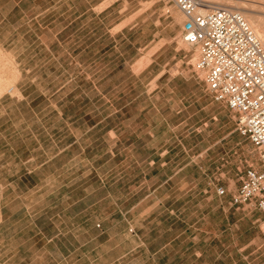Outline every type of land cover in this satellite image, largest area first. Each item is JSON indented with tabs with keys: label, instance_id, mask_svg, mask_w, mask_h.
<instances>
[{
	"label": "rangeland",
	"instance_id": "rangeland-1",
	"mask_svg": "<svg viewBox=\"0 0 264 264\" xmlns=\"http://www.w3.org/2000/svg\"><path fill=\"white\" fill-rule=\"evenodd\" d=\"M183 21L164 0H0V264L264 261V219L230 204L258 153Z\"/></svg>",
	"mask_w": 264,
	"mask_h": 264
},
{
	"label": "built area",
	"instance_id": "built-area-1",
	"mask_svg": "<svg viewBox=\"0 0 264 264\" xmlns=\"http://www.w3.org/2000/svg\"><path fill=\"white\" fill-rule=\"evenodd\" d=\"M164 1L184 18L181 41L196 50L194 69L206 91L234 115L236 132L258 153L260 170H244L230 204L253 203L264 219V37L235 10L200 0Z\"/></svg>",
	"mask_w": 264,
	"mask_h": 264
},
{
	"label": "bare ground",
	"instance_id": "bare-ground-1",
	"mask_svg": "<svg viewBox=\"0 0 264 264\" xmlns=\"http://www.w3.org/2000/svg\"><path fill=\"white\" fill-rule=\"evenodd\" d=\"M200 1L206 2L208 4H214V5H216V7H221L222 6V7L228 8V9H231V7H234V6H237L238 7L236 9H241V8L243 9V7L245 5V2L243 3V2L237 1V0H200ZM229 5H232V6H229ZM210 7H212V6H210ZM231 10H233V9H231ZM237 12H239L244 17V19L246 20V22L248 23V25L251 27V29L257 35H259L260 37H264V21H262L258 17H255L254 15H252V14L246 12V11H239V10H237ZM3 61H4V59H3ZM0 72H1V70H0ZM2 72H3V70H2ZM3 74H5V72H3ZM9 82L10 81L7 80L5 78V76H1L0 75V96L3 94V92L9 91V87H11V86H9Z\"/></svg>",
	"mask_w": 264,
	"mask_h": 264
},
{
	"label": "crops",
	"instance_id": "crops-1",
	"mask_svg": "<svg viewBox=\"0 0 264 264\" xmlns=\"http://www.w3.org/2000/svg\"><path fill=\"white\" fill-rule=\"evenodd\" d=\"M260 169H258V171H259ZM244 172V171H243ZM243 175V174H242ZM239 185H240V182H239ZM239 185H238V187H239ZM238 187L236 188V189H232V194L230 195V199H231V196L232 195H234V193L236 192V190L238 189Z\"/></svg>",
	"mask_w": 264,
	"mask_h": 264
}]
</instances>
